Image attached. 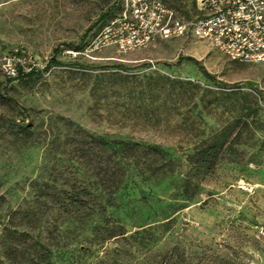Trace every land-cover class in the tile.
Wrapping results in <instances>:
<instances>
[{"label": "rangeland", "instance_id": "374dc122", "mask_svg": "<svg viewBox=\"0 0 264 264\" xmlns=\"http://www.w3.org/2000/svg\"><path fill=\"white\" fill-rule=\"evenodd\" d=\"M114 3L0 0V61L18 56L37 70L8 82L0 64V264H98L99 255L68 252L88 228H68L52 202L68 182H85L76 162L102 159L97 148L82 157L90 137L139 143L111 210L129 232L167 216L158 247L177 244V264H264V63L231 61L190 33L126 54L89 48L117 13L116 5L99 20ZM190 10L177 14L189 20ZM205 139L230 148L197 194L182 199L186 157ZM150 144L172 164L144 180L157 160ZM115 248L118 264L151 261L122 241L99 250Z\"/></svg>", "mask_w": 264, "mask_h": 264}, {"label": "trees", "instance_id": "16d2710c", "mask_svg": "<svg viewBox=\"0 0 264 264\" xmlns=\"http://www.w3.org/2000/svg\"><path fill=\"white\" fill-rule=\"evenodd\" d=\"M184 1L186 0H165L170 8L188 14L190 9H194V5L187 1V6L189 5V10H187ZM116 5L115 1L114 5L101 15L99 20L106 18ZM73 48L75 51H82L84 46L83 44L76 45ZM36 72L37 70L34 68L28 72L20 71L16 77L7 78V80L9 82L21 77H32ZM238 119L241 120V118ZM243 123L245 122L243 121ZM18 124L21 127L25 126L22 122ZM240 135L241 132H238V136ZM138 147L139 143L108 140L103 137H90L84 141L82 157L89 155L87 153H90L91 149L97 148L95 152L103 156L102 159L96 161L88 158L84 162H76L82 176L86 179L85 182L82 184H78L76 181L68 182V189L58 192L52 199L57 213L68 215V228L83 222L88 228L85 233L87 234L86 238L80 237L68 241V252L77 249L95 254V256L99 255L98 264H118V249L104 250L102 253L104 255H101L99 250L104 243L115 240V242H125L135 252L145 256L149 254L151 257V261L145 259L144 262L139 261L137 264H177L174 261L179 251L177 244L171 248L158 247V242L162 238L160 233L168 230L170 219L166 220L167 216L159 220L156 225L151 223L138 225L132 232H129L121 222L120 216H114L111 211L117 208L116 197L127 184L129 173L137 166L132 160V156ZM229 148L217 141L205 139L190 150L186 157L187 170L179 181V196L182 199L191 200L197 194L205 177L214 170ZM145 151L159 161L147 163L144 168L148 177H145L144 180L164 174L165 167L172 164L171 159L166 160V152L158 145H145ZM25 235L28 236L26 232L22 231L17 237L20 239ZM94 235V239H89V236L93 237ZM16 245L17 243L10 239L6 250L11 253L15 250ZM108 259L111 260L110 263H108ZM25 262L39 264L38 259L34 257L31 258V262L26 260Z\"/></svg>", "mask_w": 264, "mask_h": 264}, {"label": "built area", "instance_id": "2783aa9c", "mask_svg": "<svg viewBox=\"0 0 264 264\" xmlns=\"http://www.w3.org/2000/svg\"><path fill=\"white\" fill-rule=\"evenodd\" d=\"M115 1L117 13L92 39L89 48L113 47L126 54L157 40L190 33L231 61L264 63V0H186L195 11L189 20L165 0ZM0 64L7 78L32 69L26 68L18 56L2 57Z\"/></svg>", "mask_w": 264, "mask_h": 264}]
</instances>
